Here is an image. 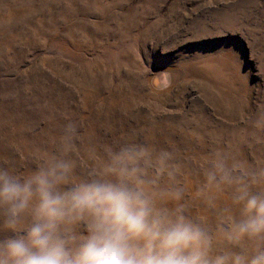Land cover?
I'll return each instance as SVG.
<instances>
[{
    "label": "rangeland",
    "instance_id": "1",
    "mask_svg": "<svg viewBox=\"0 0 264 264\" xmlns=\"http://www.w3.org/2000/svg\"><path fill=\"white\" fill-rule=\"evenodd\" d=\"M68 123L78 175L151 145L214 228L193 198L209 154L264 168V0H0V168L30 170Z\"/></svg>",
    "mask_w": 264,
    "mask_h": 264
},
{
    "label": "clouds",
    "instance_id": "2",
    "mask_svg": "<svg viewBox=\"0 0 264 264\" xmlns=\"http://www.w3.org/2000/svg\"><path fill=\"white\" fill-rule=\"evenodd\" d=\"M74 135L66 124L28 171L0 168V264H264V168L209 154L193 194L209 228L166 151L121 142L78 175Z\"/></svg>",
    "mask_w": 264,
    "mask_h": 264
}]
</instances>
